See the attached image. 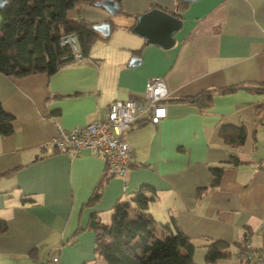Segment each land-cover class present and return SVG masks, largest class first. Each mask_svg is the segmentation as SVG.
<instances>
[{
  "label": "crops",
  "instance_id": "1",
  "mask_svg": "<svg viewBox=\"0 0 264 264\" xmlns=\"http://www.w3.org/2000/svg\"><path fill=\"white\" fill-rule=\"evenodd\" d=\"M187 1L169 47L149 42L134 27L155 7L175 11L177 0H123L114 14L81 4L71 17L111 25L108 36L97 30L107 38L96 40L88 55L53 74L0 72V101L14 116L13 132L0 134V219L8 224L0 233V264H43L54 254L62 264L95 263L92 215L109 223L115 203L130 202L133 209L144 185L155 194L147 212L163 224L174 219L196 242L194 257L198 248L207 252L206 240H223L231 244V258L211 264H248L240 254L248 236L264 253V92L216 94L205 111L177 101L205 89L264 84V0ZM153 76L165 78L167 116L154 123L142 114L131 126L129 175L110 177L89 205L105 158L91 148L71 156L42 144L58 125L105 118L115 100L135 97L145 104ZM227 124L246 128L244 145L224 143L219 131ZM230 154L241 162L228 164ZM222 165L220 185L197 197L214 180L211 168Z\"/></svg>",
  "mask_w": 264,
  "mask_h": 264
},
{
  "label": "trees",
  "instance_id": "2",
  "mask_svg": "<svg viewBox=\"0 0 264 264\" xmlns=\"http://www.w3.org/2000/svg\"><path fill=\"white\" fill-rule=\"evenodd\" d=\"M99 0H7L0 8V72L6 75L26 76L45 72L53 74L62 66L75 61L74 51L69 45H61V39L74 34L84 56L88 55L93 43L102 37L93 23L84 18H73L70 11L81 4L95 5ZM122 5L123 0H115ZM189 1L177 0L178 16ZM248 90L264 92V84L239 83L230 86L205 89L197 94L184 96L177 101L196 106L205 111L213 105L216 94ZM14 116L7 112L0 101V134L13 132ZM219 135L231 148L245 144L247 130L244 126L223 125ZM241 161L230 154L228 164ZM225 165L211 168L214 180L207 187L197 190V197L216 189L221 182ZM264 168V167H263ZM112 176L105 173L98 182L88 201L94 205L102 195L105 183ZM154 188L144 185L135 194L131 203L117 201L109 223L93 214L89 223L96 234V264H197L194 251L197 244L187 236L174 219L166 224L158 222L147 212L150 200L155 198ZM8 228L7 221L0 219V233ZM81 228L77 230L79 233ZM246 240V239H245ZM208 262H217L231 256V244L223 240H206ZM245 244V241H244ZM244 246V245H243ZM243 248V247H242Z\"/></svg>",
  "mask_w": 264,
  "mask_h": 264
},
{
  "label": "built area",
  "instance_id": "3",
  "mask_svg": "<svg viewBox=\"0 0 264 264\" xmlns=\"http://www.w3.org/2000/svg\"><path fill=\"white\" fill-rule=\"evenodd\" d=\"M61 45H69L74 51L75 59H81L84 56L74 34L63 36ZM168 95L165 78L150 77L145 84V104L141 105L135 97L115 100L108 105L103 119L78 124L71 128L58 125L55 135L44 142L42 147L54 148L71 156L78 155L84 148H91L95 154L105 158L107 176L126 179L131 165V145L126 132L142 114L147 115L150 121L160 123L167 116L165 101ZM240 254L243 263L264 264V253L254 245L250 236L246 238ZM43 264H62V262L60 256L54 254Z\"/></svg>",
  "mask_w": 264,
  "mask_h": 264
},
{
  "label": "water",
  "instance_id": "4",
  "mask_svg": "<svg viewBox=\"0 0 264 264\" xmlns=\"http://www.w3.org/2000/svg\"><path fill=\"white\" fill-rule=\"evenodd\" d=\"M6 2L7 0H0V8ZM95 5L105 8L111 14L117 13L120 9V4L115 0H99ZM149 23L151 24V29H147V24ZM181 26L182 21L180 18L161 8L155 7L139 16L134 31L145 35L149 42L169 47L174 42V32ZM94 28L105 36H108L111 32V25L108 22L96 24Z\"/></svg>",
  "mask_w": 264,
  "mask_h": 264
},
{
  "label": "rangeland",
  "instance_id": "5",
  "mask_svg": "<svg viewBox=\"0 0 264 264\" xmlns=\"http://www.w3.org/2000/svg\"><path fill=\"white\" fill-rule=\"evenodd\" d=\"M69 14H71V13H69ZM205 255H206V249H205V251H202L201 252V250H200V248H198V250H197V252H196V256L194 257L195 258V260L198 262V264H211L212 262H208V261H206V259H205ZM230 258L231 257H227V258H225V259H223V260H230ZM219 261V260H218ZM196 262V263H197ZM219 264H222V263H219Z\"/></svg>",
  "mask_w": 264,
  "mask_h": 264
}]
</instances>
